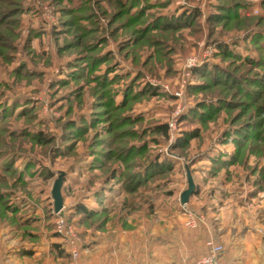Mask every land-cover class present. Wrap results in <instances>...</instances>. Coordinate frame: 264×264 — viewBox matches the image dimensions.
Listing matches in <instances>:
<instances>
[{
  "label": "rangeland",
  "instance_id": "rangeland-1",
  "mask_svg": "<svg viewBox=\"0 0 264 264\" xmlns=\"http://www.w3.org/2000/svg\"><path fill=\"white\" fill-rule=\"evenodd\" d=\"M246 211L264 212V0H0V264H175L164 237L223 244Z\"/></svg>",
  "mask_w": 264,
  "mask_h": 264
},
{
  "label": "crops",
  "instance_id": "crops-1",
  "mask_svg": "<svg viewBox=\"0 0 264 264\" xmlns=\"http://www.w3.org/2000/svg\"><path fill=\"white\" fill-rule=\"evenodd\" d=\"M263 218L264 212L257 217L246 211L245 224L237 230L231 229L232 232L224 239L225 250L221 264H264V228L261 230L260 227L264 224L259 225ZM176 237V234L172 239L164 237L166 241L161 245L176 247L174 254L177 258L173 260L175 264L191 263L207 252L206 234H202L200 230L192 233L185 229L180 239Z\"/></svg>",
  "mask_w": 264,
  "mask_h": 264
},
{
  "label": "built area",
  "instance_id": "built-area-1",
  "mask_svg": "<svg viewBox=\"0 0 264 264\" xmlns=\"http://www.w3.org/2000/svg\"><path fill=\"white\" fill-rule=\"evenodd\" d=\"M202 221H204L203 216L196 215L195 213H189L186 216L185 225L189 228H194L197 227ZM58 226V230L63 232V222H59ZM70 232H72V230H70ZM206 246L208 248L206 254L192 261L191 263L185 264H221V258L225 250V246L218 242L214 237H210L206 241ZM70 252L76 257L79 253L78 246L76 244H72L70 247Z\"/></svg>",
  "mask_w": 264,
  "mask_h": 264
},
{
  "label": "water",
  "instance_id": "water-1",
  "mask_svg": "<svg viewBox=\"0 0 264 264\" xmlns=\"http://www.w3.org/2000/svg\"><path fill=\"white\" fill-rule=\"evenodd\" d=\"M187 177H188V189H186L181 195V200L183 203H186L189 201V197L192 195L196 187V184L189 170H187ZM62 184H63V179H62V176H60L55 182L53 191H52L53 198L55 200V210L56 211L61 210L63 207V197H62V190H61Z\"/></svg>",
  "mask_w": 264,
  "mask_h": 264
},
{
  "label": "trees",
  "instance_id": "trees-1",
  "mask_svg": "<svg viewBox=\"0 0 264 264\" xmlns=\"http://www.w3.org/2000/svg\"><path fill=\"white\" fill-rule=\"evenodd\" d=\"M218 18V16H216V19ZM234 84H238V83H234ZM163 130H164V132H165V134H167L168 133V128H167V125L166 126H164L163 127ZM197 136V135H196ZM46 139L47 138H45V137H43V136H41V140L42 141H46ZM156 168L159 170V169H162L163 168V166H164V164L163 163H159V161H158V159L156 160ZM169 167V166H168ZM167 167V168H168ZM138 179V178H137ZM81 208H83V209H85L83 206H81ZM53 249L55 250V251H60V252H63V248H62V246H61V244L60 243H54L53 244ZM207 251H208V249H207ZM207 253V252H206ZM205 253V254H206ZM203 256V255H202Z\"/></svg>",
  "mask_w": 264,
  "mask_h": 264
}]
</instances>
